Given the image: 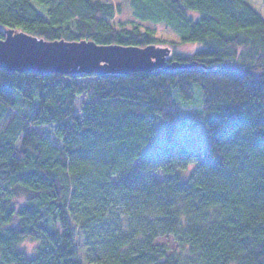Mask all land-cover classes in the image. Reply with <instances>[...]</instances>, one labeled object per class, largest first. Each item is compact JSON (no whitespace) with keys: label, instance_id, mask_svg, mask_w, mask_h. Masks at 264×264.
I'll use <instances>...</instances> for the list:
<instances>
[{"label":"trees","instance_id":"1","mask_svg":"<svg viewBox=\"0 0 264 264\" xmlns=\"http://www.w3.org/2000/svg\"><path fill=\"white\" fill-rule=\"evenodd\" d=\"M129 5L138 22L117 27L119 3L0 0V39L168 44L176 65L0 68V264H264V17L248 0ZM145 23L199 47L173 52ZM190 117L203 118L208 146H159V130L171 140Z\"/></svg>","mask_w":264,"mask_h":264},{"label":"water","instance_id":"2","mask_svg":"<svg viewBox=\"0 0 264 264\" xmlns=\"http://www.w3.org/2000/svg\"><path fill=\"white\" fill-rule=\"evenodd\" d=\"M169 52V48L155 45L134 47L96 45L90 41H45L7 30L5 37L0 39V68L38 74H129L175 67L166 62Z\"/></svg>","mask_w":264,"mask_h":264},{"label":"rangeland","instance_id":"3","mask_svg":"<svg viewBox=\"0 0 264 264\" xmlns=\"http://www.w3.org/2000/svg\"><path fill=\"white\" fill-rule=\"evenodd\" d=\"M103 2H110V3H119L122 7V11L120 14L116 15L114 19L112 20V23L115 24L117 27L122 26H128L126 24L127 21L133 20L134 23H137L138 21L132 18V9L129 5V0H101ZM249 4L256 9L260 15L264 17V5L262 4L261 0H248ZM194 17H197V13H192ZM149 27L153 30L154 35L164 41L173 42V52H179L183 54H189L193 52L197 47H199L198 43H187V44H180L178 43L177 36L165 25L158 24L153 25L151 23H145L141 25V28ZM168 44H156V47H167ZM168 56L171 54V48ZM167 56V57H168ZM166 57V58H167ZM95 80V77H85L82 79H79L80 82L83 84L92 83ZM89 101V97L86 94H82L78 96L75 100V113L79 115V109L82 104ZM187 125L185 126L184 123H180L173 138L171 140L164 139L161 136V131L159 130L156 134V137L158 138V144L159 146L164 145H171L172 147H178V146H184L187 149L198 151L206 146H208V140L206 138L204 124H203V118H199L197 120H194V118L190 117L189 119L185 120ZM192 122V124H190ZM201 128V129H200ZM139 160L134 162L131 167H135L139 164ZM159 172H155L156 176H159ZM184 174V172H183ZM158 243H167L169 247L173 248L174 243L171 238L168 237H161L156 240ZM36 242L34 240L27 239L21 244V248L28 254L32 255L34 253Z\"/></svg>","mask_w":264,"mask_h":264}]
</instances>
